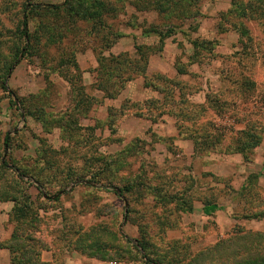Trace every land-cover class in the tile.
<instances>
[{
  "label": "rangeland",
  "instance_id": "1",
  "mask_svg": "<svg viewBox=\"0 0 264 264\" xmlns=\"http://www.w3.org/2000/svg\"><path fill=\"white\" fill-rule=\"evenodd\" d=\"M25 1L0 0V164L34 179L22 178L30 184L25 192L7 191L17 205L0 200V244L13 233L9 215L14 206H33L29 217L38 214L41 221V231L33 235L47 246L69 231H94L104 238L119 232L131 244L119 255L108 249L107 257L117 259L107 264H227L228 257L229 264H264L255 261L264 257V0H103L104 27L92 20L74 22L66 10L60 16H35L33 33L48 40L39 26L43 22L64 28L63 38L55 45L43 42L29 54L22 51L7 76L6 94L1 82L7 60L23 46L19 29ZM32 1L28 8L36 2L64 7L68 0ZM91 1L73 0L71 9L83 16ZM169 30L175 35L161 48L158 36ZM189 39L214 47L202 45L194 57ZM108 43L113 47L103 51L106 57L133 56L136 45L148 47L149 80L155 73L169 77L159 58L171 69L188 71L191 76L181 80L196 90L190 97L199 91L217 93L223 104L219 114L209 111L200 121L201 132L195 126L177 128L173 117L161 115L169 108L158 111L157 95L138 78L119 98L77 115L74 129H57L53 122L72 109L73 90L63 76L75 75L62 61L74 58L84 72L86 92L101 100L104 95L92 87L98 78L97 54ZM239 80L240 92L234 85ZM250 125L262 138L250 162L224 150L219 154L222 145L235 150L236 132ZM188 134L208 135V141L195 146L185 138ZM7 136L10 148L4 144ZM222 139L221 147L214 146ZM74 173L84 180L60 189ZM39 184L45 185L40 191ZM121 190L125 194L119 197ZM211 205L218 210L208 215L205 209ZM10 260L9 252L0 250V264Z\"/></svg>",
  "mask_w": 264,
  "mask_h": 264
},
{
  "label": "trees",
  "instance_id": "2",
  "mask_svg": "<svg viewBox=\"0 0 264 264\" xmlns=\"http://www.w3.org/2000/svg\"><path fill=\"white\" fill-rule=\"evenodd\" d=\"M73 0H68L66 2V5L64 7H60L57 5L53 6H46L42 2H36L37 5L28 8L31 4H34L32 0H27L23 3H21V10H22V17L20 21L21 30L20 31V40L23 44V46L18 47L17 52L15 53V56H12L8 62V66L5 69H2L5 74V78L2 79L1 82V90L9 94L8 88H7V76L9 75L10 71L14 68L16 64V60L18 59V55L22 54V51L26 50L27 54L31 52L33 49H37L39 44L45 43L44 45L50 44L55 45L57 44L56 39H62L63 33L61 29H56L51 24H44L43 22L39 25L41 29L44 31V33L47 35L48 40H43V37L41 34H35L30 30L31 28V21L33 18L43 17V16H60L62 11H67V15L69 19H72L74 22L76 21H86V22H92L95 21V24H102L103 27L104 24V17L107 15L105 12H107V6L105 5L103 0H92L88 3L89 8H87L83 14V16H80V13H74L71 9V2ZM92 20V21H91ZM151 35H155L151 34ZM173 35H175L174 30H169L165 35L159 34L160 39V46L161 48L165 45V40L168 38H171ZM185 35V33H184ZM50 40V43L48 42ZM191 45L193 46V49L195 51L194 57H199L198 51L202 49L203 47L207 46H213L214 43L208 42L204 43L197 42L195 40H188ZM4 46V42L0 43V48ZM113 47L112 43H108L106 48L101 50L100 53L97 54V63L98 68L96 69V73L98 75L97 78V84L92 87V92H99L102 93L104 96L101 100H99L94 95L89 94L86 92L87 88L83 84V71L81 70L80 66L76 62V60L73 58L70 61L64 60L62 61V66L64 67H70L74 69L75 75L71 78H66L63 76V78L68 81V83L71 85L72 88V109L70 114L64 113L57 121H54L53 123L56 125L57 129L64 130V129H74V125L76 124L75 118H78L80 115H86V113H90L93 111L95 105L97 103L103 104L107 100H115L119 98L122 93L126 90L127 85L131 82L135 81L138 78L144 79V87L146 89H152L153 92L157 95V97L154 100V104L158 105L156 109H162V108H169L167 112H163L161 115H169L173 117L176 120L177 128H183L184 131H190L192 127H196L198 131L201 132L200 129V121L204 120L206 114L209 111H213L217 115L219 114L221 105L223 106L220 96H218L217 93H209L206 96V103L205 104H194L190 101V96L192 93L196 92L192 90V87H189L181 78L184 76H191V74L182 69L177 68V77L179 80H174L169 77H165L161 74L155 73L151 76V80H149L148 76V67H149V55L146 54L145 50H149L148 47H143L140 45H136V53L131 56L129 54H122L119 56H110L106 57L104 56L103 51H108V49H111ZM212 51V50H210ZM1 55V54H0ZM3 54L1 55V57ZM6 58V57H5ZM195 63V62H194ZM193 63V64H194ZM198 65H200L199 62H196ZM231 82V80H229ZM241 81L235 82V87H237V91L240 92L241 87ZM232 83V82H231ZM198 92V90H197ZM241 94V93H240ZM11 103H15L12 102ZM113 111V110H112ZM119 111H121L122 116L125 115L126 111L124 108H121ZM159 111V110H158ZM78 115V116H77ZM207 126H210L208 123ZM251 126V127H250ZM248 129L240 132H236L235 135H237L236 143L237 147L235 150H229L226 147H224L223 142L225 141L222 139L221 141L216 140L214 143V146L217 145L221 147V151L219 154L224 153L226 154H238L243 157V160L245 162H250L249 155L253 154L257 148L260 147L262 143V138L259 135L254 134L255 127L252 128V125H250ZM214 138L219 137V132L217 133L216 128H211ZM232 132H230L231 135ZM210 135V133H208ZM208 135L207 136H198V135H187L185 136L186 139H191L194 141L195 146L199 143L203 146V141H208ZM229 135V134H228ZM239 136V137H238ZM206 137V138H205ZM229 137V136H228ZM215 138V139H216ZM227 138V137H226ZM230 139L232 137L230 136ZM235 139V140H236ZM7 148H10L12 146L10 137L5 138V143ZM226 148V150H225ZM224 150V151H223ZM223 151V152H222ZM8 164H0V200H6L9 202L14 203L15 205L18 204V201L16 198H12L8 196L7 191H16L17 193H22L28 190V186L26 188L25 184L30 185L29 183H25L22 178L28 177L31 179H34L33 177H29V174L23 170L16 169L15 171L8 168ZM16 172V173H15ZM72 177V178H71ZM75 173L72 174V176H66V180L61 182L59 185H61L60 189L64 190L68 188L69 186L80 182L84 180V178L75 177ZM68 180V181H67ZM91 184H94V181L89 182ZM37 190L40 191L42 187H45L43 184H39ZM141 185V184H140ZM135 187V186H132ZM138 187V186H137ZM127 189V190H126ZM123 189L124 191H128L130 188ZM121 190V194H118L119 197H122L125 192ZM42 196V194H41ZM31 198L30 196H27V200L29 201ZM20 206H14L12 212L10 213V221L14 225L13 233L8 241L5 243L0 244L1 250H7L11 257V264H44L42 263L40 257L42 251L47 249V245L42 238H39V236L35 237L33 235V232H39L41 231V221L37 216L35 218L31 219L29 215H31V210L33 209V206H25L24 208H19ZM42 209V208H40ZM39 209V210H40ZM43 210V209H42ZM218 210L217 205H211L205 209L206 214H212L215 213ZM84 229L83 227H81ZM97 234V233H96ZM99 235V234H97ZM69 236L73 237L72 242L68 240ZM61 240H68L67 244L70 247H73L76 251L79 253L84 254L87 257L95 258L102 262H108L116 260L117 257L108 258L107 257V250L113 251L114 253L118 254L119 251L123 250L126 246L125 244H131L125 237L120 235L119 232H116L112 237L104 238L103 236H95V232H84L83 230L81 233L76 232H70L66 235V238L64 239L62 236ZM85 242L89 243L88 249H85L84 247L81 248V244H84ZM116 242V244L114 243ZM119 242V244H117ZM7 243V245H6ZM139 245L141 247L142 251H147V246H145L142 242H139ZM133 248L140 252L138 248L133 246ZM105 251V254H104ZM119 255V254H118ZM121 256V254H120ZM148 257V262H152L150 260V257ZM146 257V258H147ZM61 258V257H60ZM122 258H120L121 260ZM59 260V261H58ZM227 264H229V260L231 258H227ZM255 261H260L261 263H264V257L261 258V260L255 259ZM60 259L59 257L56 259L55 264H59ZM235 262V261H233ZM61 264V263H60Z\"/></svg>",
  "mask_w": 264,
  "mask_h": 264
},
{
  "label": "crops",
  "instance_id": "3",
  "mask_svg": "<svg viewBox=\"0 0 264 264\" xmlns=\"http://www.w3.org/2000/svg\"><path fill=\"white\" fill-rule=\"evenodd\" d=\"M153 60L155 61V59H152L150 69H151L152 65H154ZM168 62L169 61H166L164 59L162 60L160 58L157 61V63H159V65H160V69L165 68L166 69V70L164 69L165 71L168 70V73H170L168 76L170 78L175 77L177 72H176V70L171 69L169 67L170 65ZM156 71H157V69H156ZM160 71H162V70H160ZM206 96H207L206 93L199 91L196 94V97H190V99L194 100L193 101L194 104L202 105V104L206 103ZM49 243H50L49 246H47V249L42 251L41 257H40L42 263H44V264H55L56 259L58 257L62 258L63 264H107V263L99 261L95 258H90V257L85 256L82 253H79L78 251L73 249V247H70L66 242H65V244H61V243H64V240H59L57 237H54L53 240H51Z\"/></svg>",
  "mask_w": 264,
  "mask_h": 264
}]
</instances>
